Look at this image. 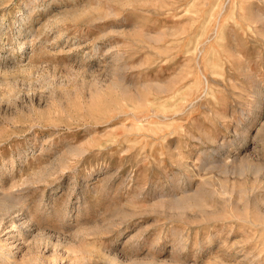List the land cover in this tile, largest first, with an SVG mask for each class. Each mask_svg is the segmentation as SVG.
<instances>
[{
  "label": "rangeland",
  "instance_id": "rangeland-1",
  "mask_svg": "<svg viewBox=\"0 0 264 264\" xmlns=\"http://www.w3.org/2000/svg\"><path fill=\"white\" fill-rule=\"evenodd\" d=\"M0 264H264V0H0Z\"/></svg>",
  "mask_w": 264,
  "mask_h": 264
}]
</instances>
